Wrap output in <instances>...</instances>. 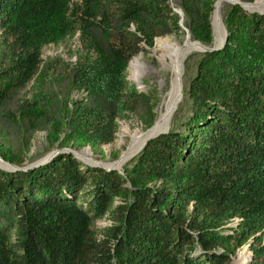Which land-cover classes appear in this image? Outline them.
<instances>
[{"label":"trees","instance_id":"1","mask_svg":"<svg viewBox=\"0 0 264 264\" xmlns=\"http://www.w3.org/2000/svg\"><path fill=\"white\" fill-rule=\"evenodd\" d=\"M214 1L177 0L189 38L206 46ZM221 9L225 41L199 54L186 112L122 173L70 153L0 169V264H235L243 244L247 264H264V13ZM179 19L168 0H0V158L22 167L37 131L49 148L111 143L121 108L149 126L154 103L126 91V68L142 45L181 31ZM76 29L83 54L65 63L60 94L27 98L46 76L42 47Z\"/></svg>","mask_w":264,"mask_h":264},{"label":"rangeland","instance_id":"2","mask_svg":"<svg viewBox=\"0 0 264 264\" xmlns=\"http://www.w3.org/2000/svg\"><path fill=\"white\" fill-rule=\"evenodd\" d=\"M227 1L224 2L222 6L224 4H230ZM236 1L244 4H250L259 0ZM257 3L258 4L255 6V9L264 12V1ZM168 5L173 12L180 13V21L178 22V24L181 28V31L183 32L179 31L177 34L173 33L154 37L151 46L142 45V48H144V50H141L130 59L125 72V78L127 81L126 91L135 90L136 92L147 94L153 101L154 118L152 123H154H151L149 126L144 127L134 111L126 108H121L115 122V138L111 143L103 144L100 146L90 145L86 142L79 141L74 143L69 142V144L66 145H59L58 143H55L53 147L49 148L45 142V133L42 131H37L30 140L29 147L25 152L24 161L21 165L22 167L36 164L46 158L49 154H52L53 157L58 153H70L83 165L89 167H98L96 164H100L102 167L118 170L120 173H122V166L128 163L136 155V153L142 147L143 143L147 141L149 137L158 133L165 132L169 127H171L172 123L174 122V114L175 119H177L186 112L187 106L184 99V90L187 86L189 78L195 71V63L201 52H198L199 50L191 49L183 51L182 66L179 73L182 93L180 96V88L177 84L171 105H167L165 96L170 90L171 79L173 77L171 68L168 65L171 61L168 54L162 48L155 49L156 41L158 39L169 38L171 41H177L178 43L183 45L186 37H189L188 31L184 29L182 25V12L177 6V0H168ZM221 8L220 18L222 10ZM210 23L212 30V45L214 43L213 27H219V24L216 21V16L214 15V13L212 16V12ZM131 29H133L132 25ZM191 41L194 43V40ZM82 54L83 50L80 42V32L77 29L68 34L66 38L61 42L43 46L40 54L41 63L39 69H45L46 76H44L41 85H39L36 78H32L25 86L23 94L27 98H30L31 95L37 91L50 92V90H53V93L60 94L59 84L65 74V71H63L65 63H67L68 65H74L76 60ZM81 94L83 93L72 92L71 98L74 99L76 97H79ZM159 118H162L165 122L163 127L158 129L157 132L148 136V138H146L137 146H133V137L136 134L146 135L150 133V130ZM150 126L151 128L149 129ZM71 152H74L76 155L78 154L79 157L74 156ZM236 221L237 220H232L231 222L227 223L226 226L233 227ZM111 224V221L106 215L102 218L96 219L93 223V228L96 232V236L101 237L104 230ZM229 232L230 231L228 229L223 230L224 234H227ZM12 238L13 235L10 236V239ZM244 252H246L248 263L251 255L247 248V244H243L241 247L237 248L235 252L230 255L231 260L237 262L238 255H240L241 253L244 254ZM237 263L242 264L240 262Z\"/></svg>","mask_w":264,"mask_h":264},{"label":"bare ground","instance_id":"3","mask_svg":"<svg viewBox=\"0 0 264 264\" xmlns=\"http://www.w3.org/2000/svg\"><path fill=\"white\" fill-rule=\"evenodd\" d=\"M226 1L227 0H218L215 5H216V7H218L220 9L222 4ZM247 8L248 9H250V8L255 9V6L254 7L247 6ZM213 13L216 16V12L214 11ZM212 16H213V14H212ZM221 35H222V30H220V27L214 26L213 27L214 44L219 43ZM200 47L201 46L198 43H196V42L193 43L189 39L188 36L186 37L183 45L178 43L177 41H171L169 38L158 39L156 41V48L155 49L162 48L168 54L169 59L171 61L170 64H168V65L171 68V72L173 74V77L171 79L170 90L167 92V94L165 96V101L167 102V105H169V106L171 105L177 84L179 85L180 91H182L179 73H180L181 66H182V53H183V51L188 50V49L199 50ZM177 77H178V82H177ZM180 96H181V94H180ZM164 123H165L164 120L162 118H159L156 121V123L154 124V126L152 127V129L150 130V133H148L146 135L136 134L133 137L132 145L137 146L138 144L143 142L146 138H148V136L152 135L153 133L157 132L158 129L162 128ZM0 161L2 162V163H0L1 168H8L9 167L8 165H6V163L4 164V162L2 160H0ZM237 262H240L242 264L247 263L246 252H244V254L241 253L240 255H238Z\"/></svg>","mask_w":264,"mask_h":264},{"label":"water","instance_id":"4","mask_svg":"<svg viewBox=\"0 0 264 264\" xmlns=\"http://www.w3.org/2000/svg\"><path fill=\"white\" fill-rule=\"evenodd\" d=\"M218 0H215L214 1V3H213V10H212V14H213V12L215 11L216 12V21H217V23L219 24V27L221 28V30H222V35H221V38H220V41H219V43L218 44H212L211 46H206V45H203V44H201V43H199L198 41H194V42H196V43H198L201 47L199 48V51L198 52H206V51H213V50H215V49H218V48H220L222 45H223V43H224V41H225V29H224V26H223V24H222V21H221V18H220V9L218 8V7H216V2H217ZM261 1H264V0H259V1H256V2H253V3H250V4H244V3H241V2H238V1H236V0H231V1H227V2H229L230 4H239L243 9H246V10H250V11H257V12H259V13H264V12H261V11H259V10H256V9H248L247 8V6H249V7H254V6H256L258 3L257 2H261ZM178 14V16H180V13H177ZM179 21H180V19H179ZM211 34H212V32H211ZM179 77H180V75H179ZM181 92L182 91H180V94H181ZM155 135H157V134H155ZM155 135H153V136H151V137H149L148 139H150V138H152V137H154ZM147 139V140H148ZM146 142V141H145ZM145 142L143 143V145L145 144ZM143 145H142V147H143ZM141 147V148H142ZM140 148V149H141ZM70 152V151H69ZM74 156H76V157H79V155L77 154H75L74 152H71ZM52 157V154H49L46 158H44L43 160H41L40 162H38V163H36V164H33V165H29V166H26V167H18V166H15L14 164H11V163H9V162H7V161H3L1 158H0V160H2L4 163H6L9 167L8 168H1L0 167V169H2V170H5V171H12V170H16V169H18V170H25V169H27V168H31V167H33V166H36V165H38V164H41V163H44V162H46L48 159H50ZM99 168H102V169H105V170H110L109 168H105V167H102L100 164H96ZM111 170H113V169H111ZM250 255H251V253H250ZM235 264H238L237 262H235V261H233Z\"/></svg>","mask_w":264,"mask_h":264}]
</instances>
